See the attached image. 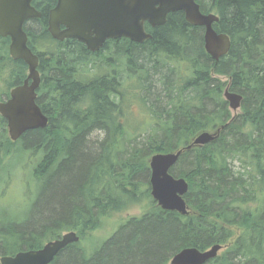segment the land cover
Segmentation results:
<instances>
[{
  "label": "trees",
  "instance_id": "trees-1",
  "mask_svg": "<svg viewBox=\"0 0 264 264\" xmlns=\"http://www.w3.org/2000/svg\"><path fill=\"white\" fill-rule=\"evenodd\" d=\"M56 1L34 0L42 17L25 24L49 125L13 142L0 115V168L28 155L25 168L39 189L32 213L0 215V258L41 249L65 232L82 242L110 213L146 199L149 209L111 239L94 249L72 244L51 264H168L184 248L217 244L229 246L207 264H264V0H197L231 38L218 63L205 49V29L184 12L161 27L146 24L152 38L141 44L121 38L93 53L79 41H57L48 31ZM10 42L0 36V101L29 73L12 59ZM227 87L243 95L240 113L230 110ZM225 125L171 169L189 182L191 214L162 210L151 196V157Z\"/></svg>",
  "mask_w": 264,
  "mask_h": 264
},
{
  "label": "water",
  "instance_id": "water-1",
  "mask_svg": "<svg viewBox=\"0 0 264 264\" xmlns=\"http://www.w3.org/2000/svg\"><path fill=\"white\" fill-rule=\"evenodd\" d=\"M33 2L0 0V36L10 38L12 59L25 62L29 71L24 83L11 89L7 100L0 101V115L7 121L13 142L31 130L46 129L49 125V118L37 104V91L41 86L38 69L40 58L29 47V37L25 31L28 21L42 17V12L35 8ZM175 12H184L190 25L205 29V49L216 63L228 55L232 47L231 38L214 28L220 17L214 13H203L197 0H58L48 14V31L57 41L76 39L95 53L109 39L126 38L135 43H144L152 38L146 30V24L152 28L164 26L169 14ZM224 98L230 110L237 114L242 107L243 95L227 87ZM225 127L213 132H202L188 146L175 152L151 157V196L162 210L178 212L183 216L191 214L186 200L189 182L172 175L171 169L178 164L184 152L216 141ZM80 240L78 233L71 231L47 243L42 249L3 256L0 263L51 264L68 246ZM222 249L223 245L220 244L206 250L184 248L171 258L170 264H207L217 258Z\"/></svg>",
  "mask_w": 264,
  "mask_h": 264
},
{
  "label": "rangeland",
  "instance_id": "rangeland-1",
  "mask_svg": "<svg viewBox=\"0 0 264 264\" xmlns=\"http://www.w3.org/2000/svg\"><path fill=\"white\" fill-rule=\"evenodd\" d=\"M237 113H240V110ZM97 135L95 133L92 138L94 139ZM27 159L28 155L20 154L9 160L7 166L0 168V215L8 213L16 218H24L25 215L34 211L35 203L39 198V189L37 182H34L29 176V168H25ZM149 206L150 201L144 199L135 205L128 206L123 211L110 213L100 222V226L96 230L89 232L86 239L80 241V244L83 243L91 249L100 246L111 239L123 223L132 218L141 217L149 209ZM228 246L229 244L225 245L220 254Z\"/></svg>",
  "mask_w": 264,
  "mask_h": 264
},
{
  "label": "flooded vegetation",
  "instance_id": "flooded-vegetation-1",
  "mask_svg": "<svg viewBox=\"0 0 264 264\" xmlns=\"http://www.w3.org/2000/svg\"><path fill=\"white\" fill-rule=\"evenodd\" d=\"M57 2H58V0L56 1V4H57ZM56 4L53 6V8L56 6ZM35 8H36V7H35ZM53 8H51L50 11H51ZM36 9H37V8H36ZM37 10H38V9H37ZM50 11H49V12H50ZM40 12H41V11H40ZM120 39H121V38H120ZM69 40H76V39H69ZM117 40H119V39H109V40H107L99 52H103V51H104V48H105L106 44L111 43V42H115V41H117ZM76 41H78V40H76ZM80 43H81V42H80ZM82 45H85V44L82 43ZM85 47H86V45H85ZM86 48H87V47H86ZM99 52H95V53H99ZM41 83H42V82H41ZM40 88H41V86H40ZM40 88H39L38 91H37V92H38V96H39ZM150 188H151V187H150ZM44 245H45V244H44ZM43 247H44V246H43ZM43 247H42V248H43ZM38 250H39V249H38ZM169 264H170V262H169Z\"/></svg>",
  "mask_w": 264,
  "mask_h": 264
}]
</instances>
